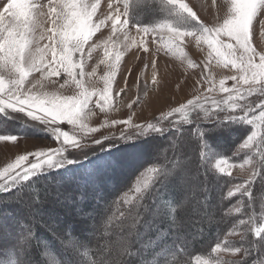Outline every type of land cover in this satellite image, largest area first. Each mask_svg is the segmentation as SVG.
<instances>
[{
  "label": "rangeland",
  "instance_id": "1",
  "mask_svg": "<svg viewBox=\"0 0 264 264\" xmlns=\"http://www.w3.org/2000/svg\"><path fill=\"white\" fill-rule=\"evenodd\" d=\"M10 2L11 0H0V15L3 16V20L0 21V31L3 32L5 37L7 31L16 22L15 17L12 15V12L17 10L16 5H13L12 10L5 11ZM56 2L63 6L65 0H56ZM152 2L155 5L151 4ZM184 2L192 7L209 27H213L218 22H222L224 18H227L232 7L231 0H184ZM125 3L127 18L133 26L154 27L167 22L172 27L183 31H198L205 26L178 9L170 3V0H119L120 5ZM158 3L163 6L164 12L156 7ZM80 4L95 6L96 11L93 15V22L99 25V22L113 11L109 8V4H112L115 8L117 7V0H80L77 8ZM28 7L33 16L45 21L42 25L43 29L49 30L46 38L39 41V45L43 47L45 44L50 43L47 36L52 35L50 31L52 28V14L49 11V0H29ZM261 11H264V8ZM184 20H189V22H183ZM112 24L113 21L108 20L105 24L94 28L93 35L89 37L84 46L82 61L84 75L78 77V79H81L84 87L89 92L94 93L88 106L82 112L83 119L80 123L84 127L81 128L80 124H73L67 119L58 120L53 125L59 126L61 132H66L70 138L79 140L87 146L78 151L70 149L74 152L71 154L65 153V159L60 166L46 167L36 173L35 175L39 179L35 183L29 182L30 184L25 187L27 188L26 193H22V190L20 192L22 194H17L14 198V202L19 204H16L19 209L16 211L0 210V252L1 250L4 252L7 248L9 254H17L18 259L19 249L21 248L18 245V239L22 240L21 235H19L21 227L49 231L53 235L54 243L51 242V239L47 241L43 238L45 243L44 249H41L44 253L43 257L39 255L41 253L35 251L36 245H33L34 242H32L33 239L30 234L29 250L33 253H31L28 260L24 259L28 264H44V259L47 260L48 264H65L63 257L66 254L71 262L75 264H120L130 253L135 254L134 245L131 244L132 237L127 235V226L132 221L129 219L123 220L127 213L131 210L134 211L133 204L137 202L136 197L139 194L134 191L137 186V177L148 167L157 164L159 166V162H156L158 160H168L169 158L172 165L177 163L174 166L179 168L178 171H172V174L166 180L168 185L171 184L174 187V184H176L175 186L178 189L180 188L178 193L181 197L177 205L183 202L189 190L194 193L197 188L208 189L211 187L209 181L208 183L201 181V187L197 186L200 180H197L196 171L203 173V177L208 173L212 174L217 183L221 182L217 172H231L233 178L230 179L231 184L228 186L227 193L231 190L235 193L231 197L239 198L228 208V212L235 213L244 208L241 198L245 195L240 194L236 189L253 171L251 164L245 162L250 157L239 156L233 159L231 151L236 144V141H234L236 137L232 140V135L229 137L217 135V138L215 134L213 135V129L205 128L208 126L206 124L208 121L223 119L224 113L217 111L216 116L205 117L204 109H189V116L197 120L198 125L200 123L202 125V128L197 126L196 131L193 125L190 128L184 126L183 122L185 121L178 124L172 123L178 118H184L182 113L173 112V115L168 117L167 120L161 121L162 114L166 115L181 105H186L189 100H194L197 96L207 94L214 96L217 100H222L226 94L219 90L220 81L224 80V86L231 88L236 82L227 78L238 76L240 73L231 65L225 67L222 60L212 52L207 39L199 38V36H188L182 44L172 48L169 47L166 30H158V33L144 37L142 33L137 32L135 27L118 25L117 30L114 31ZM38 34L39 30H37ZM221 39L229 42L226 36L221 37ZM231 42L234 43V41ZM251 42L257 53L264 50V14L258 16L253 22ZM145 47L148 49L147 52L144 51ZM106 49L109 53L107 56L105 55ZM237 54L239 55V53ZM5 55V53H0V56ZM57 55H59V47L57 48ZM117 55H119L118 61L116 60ZM48 56L51 58L52 53L49 52ZM73 62H81L79 52L73 54ZM4 63V60H0V76H3L5 88L7 89L17 74L4 68ZM206 64L208 65L207 68L205 67ZM79 71V68L74 69V72ZM110 71L114 72L112 87L109 92V99H103L102 96L106 87L104 77ZM37 80L42 81L44 84L43 91L56 93L61 97L78 96L82 90L71 82V78L67 76L63 69H60L59 76L50 75L49 72L33 71L26 78V81L32 83ZM65 80H69V84L61 88L60 85H63ZM26 87H30V84H26ZM209 88H213L214 91L206 93ZM250 100L256 102L257 96L253 95ZM202 102L205 108L209 106V101ZM237 114L242 115L238 111ZM253 114L259 117V109L255 107V104H253L249 118ZM5 115L8 117L7 119L4 118ZM0 119V136L13 135L19 137L16 142L0 140V149L7 150L6 155L4 152L0 154V171L14 162L17 156L24 155L26 152H36L42 149L46 150L49 147L61 146L60 141L55 140L53 137V132L48 124L33 120L23 112L5 109L0 114ZM19 119L23 120V123ZM113 121H120L121 123H113ZM149 123L163 128L159 132L149 130L145 133L130 132L126 133L124 137L119 136L121 131L131 130L134 125H144L146 127ZM250 126L248 133L236 146L235 154L252 150L256 140L261 137L264 123L257 119L256 124ZM200 132L203 133L202 136L199 134ZM252 132L257 133L253 147L251 149L241 148L243 141ZM229 133L234 135L235 132ZM105 136L112 137L104 139L101 143H93L94 140H102ZM136 137L139 140L141 137L147 140L144 143H137ZM133 138H136V140L132 144H128L126 141L120 145L119 150L111 149L107 153H102L110 143L119 140L130 141ZM171 143H177L175 148L178 147V151L184 148L185 154L182 152L183 155L177 153L171 155L172 151L169 155L166 154L170 150L164 153V149L168 148ZM260 144L264 145V141H261ZM260 149H264V147ZM92 151L99 153L96 161L100 164L95 165V167H98L101 179L102 177H104V180L107 177L112 178L114 184L107 185L108 183L106 184L104 180L95 181L96 179H92L93 181L91 180L89 183L87 180L92 176L89 172L88 174L86 172H92L93 170L80 171V174L70 175V169L82 167L88 163L90 159L85 154ZM200 151L203 154L205 153L204 163L203 165L199 163L195 165L191 156H198ZM120 153H124V155L121 156ZM122 157L123 162L125 160L128 166L123 170H118L113 161ZM33 159L32 156H29L30 161ZM179 159L180 161H178ZM251 159L254 163L255 159L253 157ZM217 161H222L220 167L224 168L225 172H221L220 168L217 167ZM171 164L167 167L170 168ZM229 165H232V167H229ZM112 169H115L116 172L113 173ZM52 173L62 174L63 177H67V181L57 179L53 182L51 180ZM126 173L127 176L125 177ZM118 174L120 175L118 176ZM185 179L187 180L186 183L184 182ZM19 182L0 188V192L14 188L15 184ZM214 194L213 200L218 197V191H214ZM103 197L106 199L102 201L103 209L100 210V213H97L95 209L101 205ZM111 202L113 203L111 209L114 208V212H117L116 216L119 218L115 227L113 226L111 230L105 231L107 222L103 218ZM207 204V199L200 192L199 196L193 197L192 195L183 207H177L176 205L177 211L174 214L173 221L176 220L178 224L180 223L182 226H187L190 230H193L192 233L195 232L193 240L188 236L185 237L190 241L188 249H192L197 241H201L199 238L202 233L205 234L203 228L197 231L199 228L196 227V224L200 225V222H204L202 214L204 213V206ZM95 213L97 219H95ZM159 215L161 214L155 216ZM240 236L239 232L237 233V231L231 229L219 235L213 246L203 253L198 254L195 252L190 257H186L183 253L177 255L178 250L177 252L171 250L167 252L164 260H160L161 256L158 253L162 251L161 247L153 244L156 240L150 242L147 247L146 245L141 246L144 251H154L155 256L154 259H151L150 264H156L157 262L159 264H179L178 262H182L181 264H237L239 261L242 264L246 253L239 244ZM34 237L36 238V235ZM129 240H131L130 243ZM218 243L221 245V249L214 252L213 248ZM125 245H128V255L120 254ZM225 247H239L242 251L239 254L225 252L223 250ZM259 255L262 257L259 260L264 264V252L261 248L257 257ZM188 258L190 263L186 262ZM17 259H15V263ZM128 262L132 264L136 261L129 260Z\"/></svg>",
  "mask_w": 264,
  "mask_h": 264
},
{
  "label": "snow or ice",
  "instance_id": "2",
  "mask_svg": "<svg viewBox=\"0 0 264 264\" xmlns=\"http://www.w3.org/2000/svg\"><path fill=\"white\" fill-rule=\"evenodd\" d=\"M232 7L230 15L224 18L222 22H218L215 26L209 27L204 23L197 12L190 7L184 0H170V3L175 5L178 9L192 17L198 23L204 24L198 31H183L172 27L167 22L160 23L154 27L135 25L133 26L127 18L126 3L119 4L117 0V7L113 8L109 4V8L113 9L111 13L104 17V20L99 22V25L93 22V15L96 11L95 6L77 5L80 0H65L64 5L57 3L56 0H49V11L52 14L51 19V32L47 39L50 43L45 44L43 47L39 45V41L46 38L48 29H43L42 25L45 23L42 19H37L36 16L31 14L28 7L29 0H11L6 6L5 11L12 10L13 5H16V11L12 12L16 22L7 31V36L3 35L0 31V53H5V56H0V60H4L3 67L9 72H15L16 78L11 81L10 87L5 88L4 78L0 76V112L5 109H11L17 112H23L33 120L46 123L50 126L55 140L60 141V147H49L46 150L42 149L36 152H26L24 155L16 157L14 162L8 164L2 171H0V188H5L6 185L14 184L19 181L28 180L31 176L53 165L60 166L65 159V153L71 154L87 146L82 144L79 140L72 139L66 132H61L59 126H53L58 120L67 119L73 124H80L83 128L84 125L80 123L83 119L82 112L88 106L93 92H89L84 87L81 79L83 77V54L84 46L89 37L93 35L94 28L105 24L106 21H113L112 28L117 30V26L135 27L138 33H142L144 37L158 33V30H166L167 40L169 47L175 48L178 44H182L184 39L188 36L207 39L212 52L217 58H220L225 67L228 65L233 66L240 73L238 76H231V79L236 83L231 88L224 86L225 81H220V91L225 93L226 96L222 100H217L214 96L202 95L195 97L194 100H189L186 105H181L179 108L174 109L172 112L161 116V121L167 120L168 117L173 115V112L182 113L184 118L189 116V109L194 108L204 109L205 117L216 116L217 111L224 113L223 119L230 121L243 120L250 125H254L257 119L264 123V50L257 53L255 47L251 42V29L254 20L264 11V0H231ZM39 7V6H38ZM59 9V11H57ZM91 9V10H89ZM39 15V13H37ZM3 16L0 15V21ZM37 30L39 34L37 35ZM226 36L229 42H225L221 37ZM231 41H234L231 42ZM59 47V55H57V48ZM148 51L147 47L144 49ZM51 52L52 56L49 58L48 53ZM79 52L81 54V62H73V54ZM239 53V55L237 54ZM105 55H109L107 49ZM211 55V53H210ZM119 60V55L116 56ZM113 67V66H110ZM207 68L208 65L206 64ZM79 68V72H74V69ZM60 69H63L67 76L71 78V82L77 88L82 89L78 96L61 97L56 93L43 91L44 84L42 81L37 80L35 83L26 81V78L33 71L35 72H49L50 75L59 76ZM114 72H109L105 75V84L103 99H109V92L112 87V78ZM127 83V81H126ZM30 84V87H26ZM69 84V80H65V85ZM214 91L213 88L206 90V93ZM257 96V101L253 102L250 97ZM202 101H209V106L204 107ZM253 104L259 109V117L254 114L249 118L252 112ZM237 111L241 114H237ZM113 123H121L120 121H113ZM259 126V125H257ZM163 127H158L155 124L134 125L131 130H123L119 136L124 137L126 133L139 132L145 133L149 130L161 131ZM201 136L202 132L199 133ZM257 136L256 132H252L241 144L243 149H251L253 142ZM63 137V139H61ZM112 136H105L103 139L94 140L93 143H101L104 139ZM18 136L4 135L0 136L2 141L16 142ZM261 141H264L262 136ZM73 149L74 151H70ZM259 159L252 162L251 157L245 161L250 163L253 169L250 176L244 179V182L237 186V191L240 194L251 197V187L256 177L259 175V165L264 163V149L258 153ZM29 156L34 159L29 160ZM222 161H217V167L221 172L225 169L220 167ZM232 167V165H229ZM175 168H168L167 172L163 165L148 167L145 171L141 172L137 177V186L134 191L139 194L136 199L138 205H133L134 211L128 213V219L132 223L127 226V235L135 240L137 236L136 225L143 223L141 221V210L145 213L147 205L143 203L145 193L151 188L150 199L155 200L160 192L157 188L153 187L157 180L163 177L164 180L172 174ZM19 170V171H18ZM226 175L231 176V172H225ZM186 183V179L184 180ZM193 191L189 190L185 199L177 207H183L184 203L193 195ZM233 191H228L229 197L233 196ZM123 215V214H122ZM244 224L245 221H239ZM124 230L122 229V232ZM264 232V228H256L255 233L259 236ZM128 245L120 253L128 255ZM221 245L216 244L213 251H219ZM225 252L239 254L242 249L239 247H225Z\"/></svg>",
  "mask_w": 264,
  "mask_h": 264
},
{
  "label": "trees",
  "instance_id": "3",
  "mask_svg": "<svg viewBox=\"0 0 264 264\" xmlns=\"http://www.w3.org/2000/svg\"><path fill=\"white\" fill-rule=\"evenodd\" d=\"M151 4L155 5L153 2ZM156 7H158L160 11L164 12L163 6L161 4L158 3V5H156ZM183 22H189V20H184ZM0 114H2V112H0ZM4 118L7 119L8 117L5 115ZM11 119H13V117H11ZM19 121L22 122L23 120L19 119ZM181 121L182 122L185 121V122H183L184 126H188V128H190V126L193 125L195 131H196L197 126L202 128L201 123L198 125V121L193 119L191 116H189V118H187V119L178 118L175 120V122H172V123L178 124ZM206 124L208 126H206L205 128L213 129V131H214L213 135L215 134L216 137H217V134L221 135L222 137H226V132H227V137H229L230 135L233 136L232 137L233 139L231 138L232 140H234V138L236 137V139L234 140V141H236V144L233 146V149L231 151L232 152L231 156L233 159L237 158L239 156L253 157V159H255V161H257L259 159L258 153L261 150L260 148L264 147V145L260 144V142H261L260 138L262 136H264V126H263V133H261V135H260L261 137H259L256 140V142L254 144V148L252 150L242 151L238 154H235L234 151H235L236 146L238 145V143L241 141V139L248 133V131L251 128L250 124H248L247 122H245L243 120L230 121V120H224V119H213L211 121H208V123H206ZM229 132H235L234 133L235 136L233 134H230ZM136 138H133V140H130V141L129 140H119L118 142L110 143L111 146H110V144H108L109 146L106 145L107 147L104 148L102 153H107L111 149L119 150L120 145H122L123 142L127 141V143L132 144L136 140ZM142 138H144V137H142ZM193 139L195 140V137ZM176 144L175 143L169 144L168 148L164 149V153H166V151H169L167 149H170L171 147L174 146L171 155L176 154V153L178 155H183L182 152L184 153L185 149L182 148L181 151H178V147H177V149L175 148ZM96 152L97 151H94V152L92 151L90 153L85 154V156L88 157V159H90L88 161V163L82 167L80 166L78 168L70 169V175L75 174V173L80 174V171L86 172L87 170H93L94 172L93 171L92 172L91 171L86 172L87 174L89 172L90 175L92 176V178H88V180H87L89 183L92 179L93 180L96 179L95 181L104 180V177H102V179L100 177L101 174L98 172V167H95V165L100 164V162L96 161V158L99 155V153H96ZM100 154H101V152H100ZM117 154H118V152H117ZM121 154L122 153H120V155ZM166 154L169 155L170 153H166ZM123 155H124V153L121 156H123ZM204 156H205V153L203 154L200 151L198 156L192 155L191 158H192V161L195 163V165H197V163L203 165L204 159H205ZM91 157H93V158H91ZM178 161H180V159ZM156 162H159V166L163 165L166 172L168 170L167 165L172 163L171 160H169V158H168V160L162 159V161L158 160ZM174 164H177V163H174ZM174 164H173V166H174ZM196 168H197V166H196ZM175 169L173 171L177 172L179 168L177 170H175ZM208 171H209V169H208ZM126 172L128 173V170ZM127 173H126L125 177L127 176ZM217 173H218L219 178L221 179L220 183H217V181L215 179H213L212 174L208 173V174H206V176L203 177V175H202L203 173H201L200 171H196L197 180H200L197 183V186L201 187V181L206 182V183H208V181H209V184L211 187L208 189H206V188L198 189L197 188V190L193 194V197H195L197 195L199 196L200 192H202L205 199H207L208 204L205 205L204 209H203L204 213L202 214V219L204 220V222H200L201 223L200 225L196 224V227L199 228V230H197V231H200V228H203L205 230V234L203 235V233H202V236L199 238V239H201V241H197L196 245H193L195 242L192 244L194 246L192 249H188V246L190 245V241L188 238H185V237L188 236L191 240H193L194 236H195V232L192 233L191 231H193V230H190L187 226H182L180 223L178 224L176 220L173 221L174 214L177 211L176 205L178 204L180 197H181V196L179 197V193H177L178 189L175 186L176 184H174V187H172L171 184L168 185L167 181L164 180L163 177H161L160 179L157 180L156 184L153 187H155V188H157V190L161 191L160 195L155 200H152V199H150L151 188L148 190V192L145 193L143 203H145L147 205V211L144 213L141 210V213H140L141 214V221L142 222L144 221V222L136 225V227H139V228H136L137 236H136L134 241H133V238L131 239L132 240L131 244L134 245V250L136 251L135 254L130 253V255H132V254L134 255V259H132V261H136V262H132V264H150L151 259H154L155 253L153 250H148V251L145 250L144 251L141 245H143V246L146 245V247H147L149 245V243L152 242L153 240H156V242L153 244H157L161 247L162 251L158 252V253H160V256H161L160 260H164L167 252L171 251V250L176 251V252L178 250V253H176L177 255L180 253H183L186 257H190L195 252L199 254V253H203V252L207 251L209 248H211L213 246L215 239H217V237L219 235L226 233L227 231H229L231 229H233L234 231H237V233L239 232L241 234L239 244H240V246H242V248H244L245 253H246V255L244 257L245 259H244L242 264H263L259 260V258H262V257H260V255L257 257V255H258L260 248L264 252V232H262L259 236H257L255 233V229L256 228H264V163H261L259 165V175L256 177L255 181L252 184L251 197L245 195V197L241 198L243 201L244 208L242 210H238L235 213H229L228 208H230L231 205L233 204V202L236 201L239 197L233 198V197H229L227 195L228 186L231 184L230 179H232L233 177L226 175L225 173H219V172H217ZM37 179H39V177H36V175H33L28 180H25V181H22V182L15 184L16 186L14 188L0 192V197L3 195L2 196L3 199L0 198V199H2V200H0L1 201L0 202V210L1 209H3V210L7 209L9 211H12V210L16 211L18 209L17 205H19V204L14 202L15 201L14 196L15 195L17 196V194L26 193L27 188H25V187L28 186L30 183H35V181ZM54 179L67 181V177H63V175L60 173H52L51 180L55 182ZM105 179H107V178H105ZM210 179H211V182H210ZM70 180H72V179H70ZM107 180H109V179H107ZM107 180L106 181L104 180V182L106 184L108 183L107 185L112 184L111 180H109V181H107ZM22 190H23V192L20 193ZM214 191H218V197L215 200H213V197L215 195ZM12 193L15 195H12ZM104 200H105V197H103V200H101V205H99V206H102V201H104ZM136 204H138V201L133 205H136ZM112 205H113V203L111 202V205H110L109 209H107V211L104 215V218H103L104 220H106V222H107L106 224L108 226V227L105 226V231L111 230V227H113V226L115 227L117 224L118 218H119L116 216L117 212H114V208L111 209ZM95 211H96V209H95ZM159 213L161 215L155 216V215H158ZM95 219H96V213H95ZM127 219H128V213L124 217L123 221H126ZM241 220H244L245 223L240 224L239 221H241ZM34 229L35 228H33V230H31V228H29V227L28 228L25 227V229H24V227L23 228L21 227L19 229V232H20L19 235H21L22 240L18 239V245L21 247L19 249L20 255H19L18 259H17V254H13V253L9 254V251H7L8 249L6 248V250L4 252H2V250L0 252V254L2 253V255H0V264H16V263L17 264H28L27 261H24V259L28 260L31 253H33L29 250V244L30 243H28V242L30 241V234H31V237L33 239L32 242H34L33 245H36L35 251H38V253H41V254H39L41 256L44 255V253L41 250V249H44V247H45V243H44L43 238H45L47 241L51 239V242H53V239H54L53 235L49 231H44V230H40V229L34 230ZM31 231H32V233H31ZM35 235H36V238L34 237ZM106 238H107V236H106ZM131 240H129V243L131 242ZM146 240H147V242H146ZM134 242L136 244L138 243L137 249L135 248L136 244ZM57 246H59V245H57ZM137 253H138V255H136ZM9 255H11L10 258H9ZM11 257H13V258L11 259ZM59 257L61 258L60 255H59ZM63 258L65 260V264H75V263L71 262V259L67 256V254ZM15 259H17L16 263L14 262ZM128 261L129 260L123 259L122 263H120V264H123V263L124 264H131V262H128ZM186 262L190 263L189 258L186 260ZM43 263L48 264L47 260H45V259L43 260ZM178 263L181 264L182 262H178ZM237 264H241V261H239Z\"/></svg>",
  "mask_w": 264,
  "mask_h": 264
},
{
  "label": "bare ground",
  "instance_id": "4",
  "mask_svg": "<svg viewBox=\"0 0 264 264\" xmlns=\"http://www.w3.org/2000/svg\"><path fill=\"white\" fill-rule=\"evenodd\" d=\"M163 91V90H162ZM13 124V123H12ZM216 132V131H215ZM225 133V132H224ZM185 135V134H184ZM218 135V134H217ZM187 137V136H186ZM226 137H227V132H226ZM140 138V137H139ZM185 139V138H184ZM137 143H144V142H146V140H144V139H142V137H141V139L139 140L138 138H137ZM188 140V139H187ZM150 143V142H149ZM187 143V142H186ZM189 143V142H188ZM128 144H130V143H128ZM190 144V143H189ZM194 144V143H193ZM157 145V144H156ZM129 146V145H128ZM150 146V145H149ZM127 147V146H126ZM5 148V147H4ZM130 148V147H129ZM189 149H190V147H189ZM168 150H170V151H172L173 150V147L171 148V149H168ZM170 151H169V153H170ZM2 152H4V154L6 155L7 154V150L6 149H3V148H1L0 149V154H2ZM114 152V151H113ZM112 154H114V153H112ZM4 155V156H5ZM178 158H179V156H177ZM113 163H114V165H116L117 166V168H118V170H123V169H125L127 166H128V164H127V162H125V160H124V162H123V157L121 158V159H119V160H116V161H113ZM173 165L171 164L170 165V168L172 167ZM174 168H176L175 170H177L178 169V167L177 166H173ZM172 167V168H173ZM112 172L114 173V172H116V170L115 169H112ZM120 174H118V176H119ZM55 177V176H54ZM53 179V178H52ZM107 179H109V180H111L112 178H109V177H107ZM107 179H105V181L107 180ZM55 180V179H54ZM109 180H107V181H109ZM113 180V179H112ZM111 180V183L112 184H114V180L112 181ZM54 182V181H53ZM111 185V184H110ZM183 186H185V184H183ZM178 189V188H177ZM180 189V188H179ZM178 189V190H179ZM179 192V191H178ZM177 192V193H178ZM2 195V194H1ZM12 195H15V194H13L12 193ZM3 196V195H2ZM2 196L0 197V198H2ZM16 196V195H15ZM15 196H14V198H15ZM19 196V195H18ZM13 197V196H12ZM11 198V197H10ZM3 199V198H2ZM2 199H0V200H2ZM106 200V199H105ZM19 209V208H18ZM101 209H103L102 208V206H98V208L96 209V211H97V213L99 212L100 213V210ZM22 211V210H21ZM96 219H97V217H96ZM9 222V221H8ZM9 224V223H8ZM24 235V234H23ZM137 240V239H136ZM139 241V240H138ZM135 243V242H134ZM136 244V243H135ZM138 244V243H137ZM137 244H136V249H137ZM139 246V245H138ZM140 250V249H139ZM138 251V250H137ZM136 255H138V253L136 254ZM126 260H132V259H134V255L132 254V255H128L126 258H125Z\"/></svg>",
  "mask_w": 264,
  "mask_h": 264
}]
</instances>
